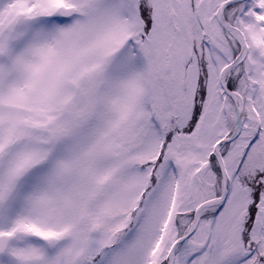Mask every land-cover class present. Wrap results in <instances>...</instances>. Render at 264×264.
<instances>
[{
  "label": "snow or ice",
  "instance_id": "6c2138e0",
  "mask_svg": "<svg viewBox=\"0 0 264 264\" xmlns=\"http://www.w3.org/2000/svg\"><path fill=\"white\" fill-rule=\"evenodd\" d=\"M0 264H264V0H0Z\"/></svg>",
  "mask_w": 264,
  "mask_h": 264
}]
</instances>
